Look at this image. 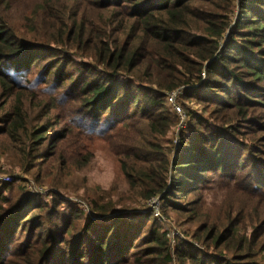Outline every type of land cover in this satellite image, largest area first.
<instances>
[{
  "label": "trees",
  "instance_id": "trees-1",
  "mask_svg": "<svg viewBox=\"0 0 264 264\" xmlns=\"http://www.w3.org/2000/svg\"><path fill=\"white\" fill-rule=\"evenodd\" d=\"M34 71L77 105L76 128L118 141L132 203L148 209L95 201L66 219L74 204L50 192L43 216L49 202L13 203L6 185L0 264H264V0H0V136L26 173L72 136L41 152L51 128L28 127ZM219 184L236 198L217 208L204 191Z\"/></svg>",
  "mask_w": 264,
  "mask_h": 264
},
{
  "label": "rangeland",
  "instance_id": "rangeland-1",
  "mask_svg": "<svg viewBox=\"0 0 264 264\" xmlns=\"http://www.w3.org/2000/svg\"><path fill=\"white\" fill-rule=\"evenodd\" d=\"M38 76L39 72L34 71L28 77L32 82L30 91L33 99L32 103L30 101L27 103V108L29 111L28 127L31 131L46 124L51 128L41 152H46L50 140H57L64 129L66 133L72 132V136L66 139L69 141L63 143L62 149L57 147L56 154L51 152V155H54L47 162V169L42 166L40 173H38V169H34L30 173L22 171L19 167L22 157L14 150V144L6 135L0 136V182L4 183L0 184V188L8 186L5 196H8L13 203L22 201L25 195L39 196L38 202H49L42 212V215L45 216L52 209V203H50L52 198L50 199L49 194L57 192L61 194V198L75 205H71L70 210L64 205L58 209L66 219L78 209L77 205H80L79 207L91 215L88 204L94 205L95 201L116 206L118 213L147 212L148 204L146 207H134L132 203V195L124 174L121 172L120 156L117 149L122 146L118 145V141L105 140L99 138L94 132L92 134L89 129L76 128L80 120L77 105L75 109H69L67 106H74L75 103L72 104L70 101L64 100L63 96L60 97L62 90L59 88V84L53 82L43 84L38 81ZM49 106H55V108L43 118ZM79 146L83 147L79 148ZM84 147L89 149H84ZM87 160H90L88 164H86ZM37 176L42 177L41 181L36 180ZM29 185L44 189V193L27 192ZM212 187V191L208 190L209 188L204 191L205 201L217 202V208L221 206L220 202L224 197L227 199L236 198V195L232 194L231 190L223 184ZM222 195L224 196L221 197ZM129 206L134 209L124 210L130 208ZM176 216L173 213L171 218L175 221ZM80 222L82 223V220ZM174 226L176 227L173 223H167V229L169 232H173L170 236L184 238L179 227L175 228ZM186 232L187 236H192L191 230ZM34 243L37 247H41V243L36 240Z\"/></svg>",
  "mask_w": 264,
  "mask_h": 264
},
{
  "label": "built area",
  "instance_id": "built-area-1",
  "mask_svg": "<svg viewBox=\"0 0 264 264\" xmlns=\"http://www.w3.org/2000/svg\"><path fill=\"white\" fill-rule=\"evenodd\" d=\"M178 93H180V91L170 93L169 94V101L171 102V104L175 108L176 112L181 116L182 120H184L185 119V115L183 114V111H182L181 107L178 105L177 100H176V97H177ZM27 192H38V193L39 192L40 193L43 192L44 193V189L35 188L34 185H29L28 188H27ZM151 206L155 209V216L159 220L168 223V220L164 216H162V214L160 212L159 200L158 199H153L151 201Z\"/></svg>",
  "mask_w": 264,
  "mask_h": 264
}]
</instances>
